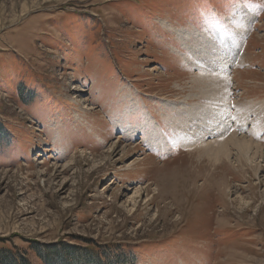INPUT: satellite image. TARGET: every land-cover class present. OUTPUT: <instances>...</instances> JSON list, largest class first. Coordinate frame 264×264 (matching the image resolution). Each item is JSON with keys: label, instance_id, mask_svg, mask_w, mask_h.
Listing matches in <instances>:
<instances>
[{"label": "rangeland", "instance_id": "374dc122", "mask_svg": "<svg viewBox=\"0 0 264 264\" xmlns=\"http://www.w3.org/2000/svg\"><path fill=\"white\" fill-rule=\"evenodd\" d=\"M261 5L0 0V249L264 264V153L238 171L214 144L264 149Z\"/></svg>", "mask_w": 264, "mask_h": 264}, {"label": "bare ground", "instance_id": "6f19581e", "mask_svg": "<svg viewBox=\"0 0 264 264\" xmlns=\"http://www.w3.org/2000/svg\"><path fill=\"white\" fill-rule=\"evenodd\" d=\"M210 42V41H209ZM202 50V49H201ZM204 70V68H203ZM205 71V70H204ZM208 72V71H207ZM214 72V71H213ZM212 72V73H213ZM203 75V74H202ZM208 75V74H207ZM206 75V76H207ZM217 75V74H216ZM216 77V76H215ZM209 78V76H208ZM207 78V79H208ZM205 80V79H204ZM218 80V81H216ZM203 81V80H202ZM220 80L218 78H215V82L214 81H211V84L208 85V86H211V87H214V88H217L219 87L221 84L218 83ZM223 82V81H222ZM204 83V84H203ZM202 84L203 86L207 87L206 84V81H204ZM208 83V82H207ZM224 86H225V83H224ZM202 88V87H201ZM200 89V88H199ZM218 89V88H217ZM223 89V88H222ZM222 91H218V93H221ZM216 93V94H218ZM226 94V92H225ZM224 94V96H225ZM203 95V94H202ZM216 96V95H215ZM196 97V96H195ZM212 97V96H211ZM187 99V97H185ZM198 98V97H196ZM200 98V97H199ZM203 98V97H202ZM208 99V98H207ZM176 101V99L172 98V101ZM220 101V100H219ZM191 102V101H190ZM193 102V101H192ZM196 102V101H195ZM201 103V102H199ZM200 105V104H199ZM251 107V106H250ZM253 107V106H252ZM199 109L202 108V105L201 107L199 106L198 107ZM252 109V108H251ZM205 111V110H204ZM256 112V111H255ZM201 112H198V113H195L193 114V117L189 118V120H193L196 116H199ZM226 113V112H225ZM245 113V112H244ZM250 113V112H249ZM258 115L260 116L262 113H260V110L257 112ZM242 114V113H240ZM248 114V113H247ZM253 114V113H252ZM187 115H190V114H187ZM222 116V115H221ZM244 115L242 114V117ZM201 117V116H200ZM219 117V116H218ZM261 117V116H260ZM210 118V117H209ZM212 118V117H211ZM240 118V116H239ZM221 119V118H220ZM243 119V118H242ZM241 119V120H242ZM262 119V118H261ZM264 119V118H263ZM195 120H197V118H195ZM206 120V119H205ZM205 120L203 122H205ZM218 120V119H217ZM256 120V118H255ZM199 121V119L197 120ZM208 120H206L207 122ZM196 122V121H195ZM253 122V121H252ZM201 123V122H200ZM208 123V122H207ZM204 125V123H203ZM226 125V124H225ZM229 125V124H228ZM200 126V125H199ZM203 127V126H202ZM189 129H191L190 127H188ZM200 128V127H199ZM204 128V127H203ZM203 128H200L201 131H196L197 133H194V136H198V134H203L205 135L206 134V131L203 129ZM206 128V127H205ZM225 128V127H224ZM197 130V129H196ZM186 136V135H185ZM216 145V148L218 147L219 149H221L222 151H225V147L227 149V153L226 155L228 156L230 153H231V146H233L235 148V150L237 151L236 152V159H235V168L238 169V171L242 168H244L245 171H249V169H252V164L253 163H256V160L257 159H260V157H262L263 153H264V149L258 145L257 143H255L254 141L250 140V139H247L245 136H241V137H238L237 134H233L230 139L227 141V142H221V143H214ZM203 145V144H202ZM214 145H210L209 143H206L205 144V147L202 148L203 150H206V149H209V148H213ZM259 165L256 164L255 167H258ZM234 168V169H235ZM258 170V169H257ZM260 170V169H259ZM243 171V172H245ZM256 174V173H255ZM261 210V208L258 209V212Z\"/></svg>", "mask_w": 264, "mask_h": 264}, {"label": "trees", "instance_id": "16d2710c", "mask_svg": "<svg viewBox=\"0 0 264 264\" xmlns=\"http://www.w3.org/2000/svg\"><path fill=\"white\" fill-rule=\"evenodd\" d=\"M43 251H44L45 257L47 255L51 258L52 251H50V250H49L50 252L47 250H43ZM62 251H64V250H62ZM71 251H72V257H73L74 262H76V261L81 262L82 260H84L80 257H84L85 255L78 257L77 251L68 250V253H71ZM86 260H84L82 263H86ZM91 261L94 262L95 260L92 259ZM0 264H30V263L28 262L27 258L24 255L14 254L8 248H4V249H0Z\"/></svg>", "mask_w": 264, "mask_h": 264}, {"label": "snow or ice", "instance_id": "6c2138e0", "mask_svg": "<svg viewBox=\"0 0 264 264\" xmlns=\"http://www.w3.org/2000/svg\"><path fill=\"white\" fill-rule=\"evenodd\" d=\"M261 7H264V5H261Z\"/></svg>", "mask_w": 264, "mask_h": 264}]
</instances>
